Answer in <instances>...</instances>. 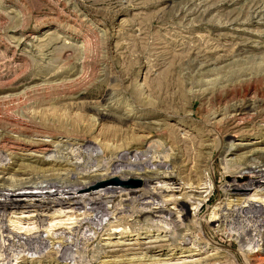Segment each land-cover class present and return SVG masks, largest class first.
Wrapping results in <instances>:
<instances>
[{"label":"rangeland","instance_id":"1","mask_svg":"<svg viewBox=\"0 0 264 264\" xmlns=\"http://www.w3.org/2000/svg\"><path fill=\"white\" fill-rule=\"evenodd\" d=\"M260 165L264 0H0V264H264Z\"/></svg>","mask_w":264,"mask_h":264},{"label":"bare ground","instance_id":"2","mask_svg":"<svg viewBox=\"0 0 264 264\" xmlns=\"http://www.w3.org/2000/svg\"><path fill=\"white\" fill-rule=\"evenodd\" d=\"M251 81V80H250ZM254 104H257V102L256 103H254ZM249 105L250 107V110L251 111H254V110H256V107H255V105ZM262 104V103H261ZM38 146V145H37ZM42 149V148H41ZM261 166V165H260ZM258 167V166H257ZM257 167H255L254 169H252V168H250L249 169V171H250V173H249V176H251L250 177V180L251 181H249L248 183H247V185L245 184L244 186H241V185H238V184H234V185H232L231 187L233 188H231L233 191H239V190H247V189H249V188H255V187H258V185H259V187H264V183H263V185H262V183L260 182V180H264V165H262L261 167H259V168H261L262 170H260L259 168H257ZM259 169V171H257ZM246 170H248V169H246ZM244 171H242V172H240V173H238V174H240V175H243L244 173H243ZM234 173V172H233ZM233 176H236L235 177V179H237L238 177V175H234L233 174ZM242 177V176H241ZM244 177H246V176H244ZM83 178V177H82ZM84 178H86V179H88V182H86V183H78L77 181H75V180H73V181H67L68 183L66 184V183H64V184H66V186H64V185H62L61 187H58V189H63V192L62 193H60L59 191L60 190H58V192H59V194H64V195H69L68 196V198H58V197H56V196H53V195H50V194H48V195H46V197H44V198H41V200H44L46 203H48L50 206H57V207H61V209L62 208H64V207H69V208H72V209H77V207H82V208H86L87 206H90L91 208L89 209V210H91L90 212L91 213H97V214H99V213H103V212H106L107 211V208H106V205H105V202L107 201V199H113V198H111L110 197V195L112 196V195H114V193L116 194V193H121V192H123V191H119L118 192V190L117 191H111L109 188H106V189H103V191H102V189H101V192H98V193H95V194H92V192H94V190L93 189H90L93 185H95L98 181L99 182H101V181H104V179H101L100 180V178H98V177H84ZM148 178H149V176H148ZM151 178V177H150ZM105 179H107V177L105 178ZM245 179H247V178H245ZM47 180H48V184L50 185V187L51 188H56V184L58 183L57 182V178H55V177H51V178H47ZM145 180V179H144ZM148 180V179H147ZM150 180V179H149ZM154 180V179H153ZM153 180H151V182L153 181ZM243 180V179H242ZM32 181V180H31ZM31 181L29 180H23V181H20V182H18V184L17 185H15V186H20L19 188H18V190H20V189H24V188H27V187H29L28 185H30V183H31ZM47 182V181H46ZM75 182V183H74ZM146 182H148V181H146ZM145 182V183H146ZM150 182V181H149ZM150 182V183H151ZM156 182V181H155ZM122 183H124V182H122ZM13 185V186H14ZM63 186H64V188H63ZM148 186V185H147ZM150 186V185H149ZM148 188V187H147ZM116 190V189H115ZM62 191V190H61ZM143 192V191H142ZM71 194H76V195H81V196H79V197H73ZM118 195H120V194H118ZM155 195V194H154ZM153 195V192L150 190H148V189H146V191L144 190V193H142L141 194V196H140V199L141 200H145V199H147V198H150L151 196H154ZM63 196V195H62ZM115 196H117V195H115ZM1 197H5V200L4 201H1L0 200V211H3L4 213L7 211V209H19L20 207H21V205L22 204H20L19 203V201H17V200H15V199H13V198H10L9 196H5V195H1ZM139 198V197H138ZM135 200H137V199H135ZM111 201V200H110ZM108 202V201H107ZM138 202V201H137ZM155 203V202H154ZM197 203H198V205H197ZM241 203V202H240ZM246 203H248V202H246ZM244 204L245 203H241V208H243V210H244V208L246 207V206H244ZM196 210L197 209H200V207H201V204L199 203V202H196ZM247 205V204H246ZM175 206V205H174ZM194 206H195V204H194ZM237 206V205H236ZM249 207H254V205H251V206H249ZM235 208V207H234ZM238 208V207H237ZM240 208V207H239ZM246 209V208H245ZM235 210V209H234ZM240 210V209H239ZM154 211V210H153ZM263 211V210H262ZM148 212H151V211H148ZM141 214H142V212H140ZM154 213H158V212H154ZM263 215H264V212L262 213ZM262 214L260 215V216H262ZM258 215V214H257ZM107 216V215H106ZM161 217V216H160ZM258 217V216H257ZM264 217V216H263ZM260 218V217H259ZM264 220V219H263ZM82 223V222H81ZM256 223V222H255ZM257 224V223H256ZM82 227L83 226H85L86 224H80ZM94 225H97V226H99V224H94ZM87 227H88V225H87ZM159 231V230H158ZM3 233H5L4 231H3ZM251 233V232H250ZM248 235V234H247ZM262 238V237H261ZM8 241H10L11 242V244L14 246V244H15V241L14 240H11V239H7ZM20 241V240H19ZM43 242L42 241H40V242H37V241H35V240H33V239H26L25 241H23V245H22V247L24 248H26L28 251L29 250H31V249H35L34 247H38V246H40V244H42ZM21 247V248H22ZM32 251V250H31ZM70 250H69V248H67V247H64L63 248V251L62 252H64V254H67L68 252H69Z\"/></svg>","mask_w":264,"mask_h":264}]
</instances>
